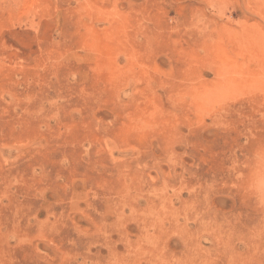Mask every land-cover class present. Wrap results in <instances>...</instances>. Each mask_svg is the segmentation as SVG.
Masks as SVG:
<instances>
[{
  "label": "rangeland",
  "instance_id": "374dc122",
  "mask_svg": "<svg viewBox=\"0 0 264 264\" xmlns=\"http://www.w3.org/2000/svg\"><path fill=\"white\" fill-rule=\"evenodd\" d=\"M0 264H264V0H0Z\"/></svg>",
  "mask_w": 264,
  "mask_h": 264
}]
</instances>
